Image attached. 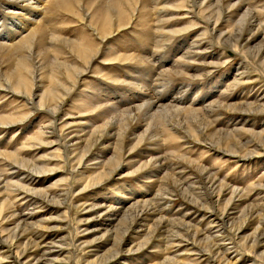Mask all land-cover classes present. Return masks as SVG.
Segmentation results:
<instances>
[{
    "label": "bare ground",
    "instance_id": "1",
    "mask_svg": "<svg viewBox=\"0 0 264 264\" xmlns=\"http://www.w3.org/2000/svg\"><path fill=\"white\" fill-rule=\"evenodd\" d=\"M74 1L77 4L73 5L70 0H0V7L11 18L7 22H4L6 19L0 18V95L5 97L10 93V97L22 99L29 104L32 111H44L49 119H46L44 126L41 124L37 132L31 135L30 141L23 142V146L20 145V149L0 151V262L69 264L74 255L69 249L70 246L76 253L79 251L81 255H89L91 250L86 251V244L80 240L78 226H74L75 232L70 246L64 241L66 235H60L57 232L69 226V223L61 224L67 220V216L62 215L60 207L68 200V197L72 200L76 196L73 191L75 184L83 177L90 178L92 188L105 184L106 178L101 175L103 172L85 170L87 168L85 164L92 162L95 166L111 165L112 170L107 175L109 179L121 162L120 157H116L119 155L116 152L119 150L122 153L124 150L129 155L142 142H146L147 149L138 153L136 160L140 161L143 156L147 159L133 171H144L147 173L144 177L158 183L159 189L154 194L160 197L159 200L162 199L160 195L163 193L169 196L180 195L179 197L194 205L196 207L194 209L200 210L201 216L209 219L202 228L200 225L197 226L198 224L194 225L189 221L190 219L186 220L182 214L176 218H167V215L165 217L160 210H157L158 207L153 206L154 194L148 199L143 198L145 194L140 196L141 199L125 195L127 202L125 199L124 201L120 199V204L117 206L116 203L106 204L87 199L74 200L69 207L75 206V209L81 210V213L101 208L104 212H111L112 218H115L119 210L127 204L114 229L115 235L120 237L115 238L111 252L101 259L92 258L90 261L84 259L83 264H120L119 261L121 262L122 259L118 257L122 255V244L129 245L127 252L124 253L127 256L142 252L145 248H152L148 246L158 247L157 249L161 251L163 250L160 247L161 242L168 244V247H165L166 250L171 246L176 253H172V257L167 256L162 261L151 260L148 261L149 263L140 264H195L190 260L192 257L198 258L199 262L202 260L201 264H236L238 257L243 253L248 254L251 261L256 259L264 262V201L248 202L241 190L228 188L222 183L223 181H218L207 167L201 166L198 162L199 157L191 159L186 158L184 153H179L182 152L181 147L185 146L179 141L183 142L186 132V135L194 138L195 142L207 145L211 150L233 154L232 156L241 159L262 155L264 128L255 131L253 127L251 129L246 127L245 122L250 114L264 113V97L258 101L243 103L239 94L227 93L243 80L244 71L240 70L241 66L236 67L235 73L232 74V81L228 86L230 88L219 92L217 98L213 100L211 97L215 91L207 90L204 94L201 93L204 96L199 102L194 103L195 99L199 98V86H201L199 84H195L194 87L192 83L171 86L175 75L189 74L188 71H191L192 73L200 72L198 76L202 75V78L211 73L210 65L218 62L206 61L205 58L211 59L217 56L221 60L219 55L211 51V45L205 39L208 35L212 38L210 40L213 44H223L233 52L243 54L245 61L258 62L261 65L260 70L264 72V23H262L264 20L258 21L256 18L258 12L264 10V0L230 1L232 2L230 7L233 8L226 20L227 29L219 30L216 28L221 24L220 13L224 0H180L177 8L180 11L185 9L186 12L181 11L182 13L178 14H183L184 19H187L186 14H191L192 18L181 29L160 27L157 17L164 11V8L159 6L164 0H144L143 3L134 6L135 0H125L124 3V0ZM55 5L67 11L69 16L78 20L84 28L89 30L92 36L89 34L88 41L83 38L70 41L44 31L48 24L44 17L53 11ZM111 12L115 14L111 15ZM135 22L144 23L140 28L144 37L151 41L152 47L148 50L152 49L153 53L145 50L137 56L123 52L124 48L121 50L120 46L113 48L117 38L112 42V36L128 26L132 27V32H135L132 26ZM199 23L202 27L199 28V33L194 34L195 38L192 40L181 38L178 41L174 48V53L177 54L175 59L169 60V63L161 60L163 54L161 56L157 54L161 49L163 51L171 41L173 42L177 34L195 29ZM144 37L142 39L145 41ZM258 37L259 44L252 45L251 42ZM97 39L98 43L105 41L106 46L109 44L107 52L119 53H105L101 62H98L100 46L95 42ZM203 41L206 44L202 47ZM26 44L28 45L25 46ZM64 47H69V51L62 50ZM179 47H182L184 51L178 54L176 51ZM7 54H10L11 64L5 59ZM199 54L201 58L196 60ZM129 60H135L138 65L134 70L125 65L128 73L131 74L129 77L124 75L121 78L116 72L112 74L113 63ZM197 61L201 63V66L196 64ZM224 62L221 63L224 64ZM99 63L109 64V66L105 68L107 72L102 70L103 74L99 78L102 77L101 79L104 80H100L101 83L96 87L98 91L95 93V86L93 87V84L85 78L88 71L96 72L94 68ZM133 73L136 75L133 76ZM96 77L95 79H98ZM132 77L140 79L135 81L137 79ZM228 79L227 74H222L219 79L212 81V88H217L222 82H228ZM109 81L119 82L124 89L123 93L126 94L128 91L127 95L118 93V89L115 90L111 86L109 87L112 89H108ZM79 84L82 89L94 91L84 93L78 89V93L73 94ZM91 84L92 87H90ZM150 84H153L152 88ZM33 86L35 87L32 88ZM169 86L172 87V92H165L166 89L171 88ZM194 89L197 91L193 92ZM71 95L73 97L70 105L78 112L88 114L74 117L73 114H76V111L65 108L56 120L55 116L59 114L63 101ZM231 95H233L232 98H230ZM215 108L231 112L232 115L226 118L224 123L225 128L221 126L215 130L212 129L214 127L212 125L222 115L220 112L216 113ZM18 113L9 112L0 115V127H11L15 121L23 119L24 117L20 118L21 115L17 116ZM216 114L218 116H215ZM67 115L69 119L65 120ZM85 116L93 120L87 129L84 128L87 122ZM229 122L230 125H228ZM70 125H74L76 129L71 130ZM56 130L57 135L54 132ZM247 134L249 137H246ZM242 137H245V141H242ZM105 139L112 143L110 146L112 153L108 159L102 154L95 156L96 152L102 153L107 149L109 143L101 149ZM127 141L130 144L133 143L132 146L124 145ZM166 143L174 145H169L170 147L167 148L170 152L167 149L163 150V144ZM35 145H55L52 151H58L59 156H53L58 157L61 166H69V174L57 181L59 187H48L51 184L36 185L41 183V177L45 171L49 170L47 164L52 160L39 157L28 158L22 155L21 152L26 150L23 149L25 146L31 148ZM249 145L250 149L246 150ZM108 151L109 149L106 153ZM61 153H63V159ZM180 159L192 164L190 169L197 173L194 180L188 181V176L193 173L191 170L186 177L176 176L179 173L184 174L186 169ZM108 160L115 162L110 164ZM52 172L54 169L49 171V173ZM252 184L255 186L254 182ZM112 185H115V182ZM18 199L28 200L33 205L32 209L24 213H16L10 203ZM43 208L50 209L49 216L31 223L30 219L35 212ZM53 213L57 214L51 215ZM173 213L172 216L170 213L171 217ZM101 214L102 211L98 213V215ZM82 216L83 214L80 215ZM81 222L82 219H78V223ZM206 224H213V227ZM142 226H146L145 229L138 228ZM248 226L251 227L250 233L243 235L241 232ZM133 230L143 232L145 237L138 240V236H134L135 238L131 239L130 231ZM138 260L143 258L140 257ZM122 261L126 262V260Z\"/></svg>",
    "mask_w": 264,
    "mask_h": 264
},
{
    "label": "rangeland",
    "instance_id": "2",
    "mask_svg": "<svg viewBox=\"0 0 264 264\" xmlns=\"http://www.w3.org/2000/svg\"><path fill=\"white\" fill-rule=\"evenodd\" d=\"M70 1L73 5L77 4V2H75L74 0H70ZM143 1L144 0H135L133 2V6L136 4H139V3H143ZM179 1L180 0H164L163 2H161L159 4V6L161 5L164 8V11L162 13H160L157 17V20L160 22V27H164L165 29H172V28L181 29L184 26H186L188 21H191V19H192L190 16L191 14H186L185 17H187V19L183 18V14H178V13L186 12L185 9L181 10L182 11L181 12L177 8V6L180 5ZM230 1H232V0H224L223 1V6L221 7V13H220L221 24L219 26H217V28H216L217 30L224 29V28L227 29L228 23L226 20L228 19V15L230 14V12L233 8V7H230V4L232 3ZM124 2H125V0L123 1V3ZM253 4H255V3H253ZM53 8H54L53 11L44 17L45 21H48V24L44 29V31H47L46 32L47 34H49V32H51V33H54L55 35H58L60 38L61 37L67 38L70 41L79 40L81 38L87 39V41H88V39L90 38L89 37L90 32L88 29H86L82 26L83 24H80V22L78 20L76 21L71 16H69L68 15L69 13L67 11L59 9L60 6L55 5V6H53ZM3 14H5V15H3ZM110 14L114 15L115 12H111ZM193 14L195 15V18H196L195 12ZM0 18H2L4 20L6 19L4 22H7L11 19L10 16L7 13H5L1 7H0ZM256 18L258 21L259 20L261 21V19L264 20V10L259 11ZM262 23H264V22H262ZM143 24L144 23H142V22L133 23L132 26L135 28V32H132L131 31L132 27L128 26V27L122 28L120 31H118V33L114 34L113 36H115V37L112 36L113 39L111 38L112 42L116 38H117L118 42L116 40L115 42L117 44L113 43V46H114L113 48L120 46V48H122L121 50H123V48H124L123 52L133 53L134 55L135 54L137 55V54L141 53L142 51L150 49L149 47H152V45L150 44L151 41L149 42V40L146 38V36L144 37V34L140 28V27H142ZM201 27H202V24L199 23L197 28L192 29L191 31H189L187 33L182 32V33L177 34L178 36L175 34L176 35V37L174 35L175 40L173 42L171 41L168 44V46H166L163 49V51L161 49L157 53L160 56L163 54L161 60L169 63V60L175 59L177 54L174 53V51H175L174 48L176 47L178 41L181 40V38H187V39L189 38L192 40L193 38H195L194 34H197L200 32L199 28H201ZM121 35H123V36H121ZM180 35H182V36H180ZM90 36H92V35L90 34ZM143 37L146 38L145 41L142 39ZM207 37L205 39L211 45V51L214 52V54L219 55L221 60H219L217 58V56H214L211 59L204 57L205 58L204 60H206V61L212 60L214 62H218V63H214V64L210 65V68L212 70L211 73L207 74L206 76H203L202 78H201L202 75L198 76V74L200 72L192 73L191 71H188L189 74H193V75H189V74L175 75L174 80H173L174 82L171 83V86L175 87V86L180 85L181 83L184 85L187 83H192L193 84L192 86L194 87L195 84L196 85L199 84V85H201V86H199V93H200L198 95L199 98L195 99L196 102L194 101V103H198L200 98L204 96L203 94L207 90L208 91H212V90L215 91V93L213 94V97H211V99L213 100V99L217 98L219 92L230 88L228 86H229V83L232 81L231 80L232 76H233L232 74L235 73L236 67L241 66L240 70L244 71L243 72L244 74L242 75V79L243 80L245 79V81L242 80L241 83L236 86V88H233L232 90H230V92H227V93H234L235 95L239 94L238 96L242 97L243 103L258 101V99L263 98L264 97V72H263V70H260L261 65H259L258 62H254L251 60V63L253 64L252 65L250 62L245 61L243 54L238 53V52L235 53L229 47L223 46V44L222 45H217L215 43L213 44V42L211 41L212 38H210V36L208 38ZM122 39H124V40H122ZM98 41H99L98 39L95 40V42H97V43H98ZM204 41L202 43V47L206 44V42H204ZM259 42H260V38L258 37L255 40H253L251 43H252V45L256 46L259 44ZM98 44L100 46V48L98 49L99 50L98 59H97L98 62H101L102 56L105 53H111V54L119 53V52H114L112 50H111L112 52H110V51L107 52V46L109 44H107V46H106L105 41L102 43H98ZM27 45L28 44H26L25 46H27ZM64 45H66V44H64ZM125 48L128 50H126ZM69 49H70L69 47L62 48V50H64L65 52L69 51ZM148 51L153 53L152 49L148 50ZM182 51H184V49H182V47H179L176 52H178V54H179ZM200 58H201L200 54L196 56V60H200ZM5 59L10 61V62L7 61L9 64L12 63L10 54H7ZM248 60H250V59L248 58ZM222 61L223 62L225 61L224 64L221 63ZM239 62H241V63H239ZM196 64H199L201 66V63L200 62L198 63V61L196 62ZM217 64H219V65H217ZM113 65H114V67H113L114 71H111V72H113L112 74H115L114 72H116V74L120 75L121 78H123L124 75H126V77H129L131 75L128 73V70L126 69L125 65H127L130 68L132 67L131 69H133V70L136 68V66H138L137 63L135 62V60H129L127 62H124V61L118 62L117 61V63L115 62V63H113ZM108 66H109V64L102 65L101 63H99L94 68L96 70L95 73H93V72L91 73L88 71V74H87V77L85 78V80L91 82L93 84V87L95 86L94 87L95 93L98 91V89L96 87L99 86V84L101 83L100 80L101 81L104 80V79H101L102 77L99 78V76L101 74H103L102 70L106 71L105 68ZM3 67H5V66H3ZM201 73H203V72H201ZM222 74H227V78H229L228 82H225V83L222 82L221 85L219 84L217 86V88H212V81L214 82L217 79H219V77ZM135 75L136 74L133 73V76H135ZM186 75H188V76H186ZM12 76H14V74ZM82 76H84V75H82ZM96 76H98V77H96ZM190 76H192V77H190ZM95 77L98 79H95ZM247 77H249V78H247ZM132 78L133 79L136 78L137 80H135V81H138L140 79L139 77H132ZM98 80H99V82H98ZM44 81H46V80H44ZM108 83H109V85H107L108 89H112V88L115 90L118 89V93H122V95L123 94L127 95L128 91H126L127 92L126 94L123 93L124 89L121 88V86L119 85L120 84L119 82L109 81ZM81 84H79V87H77L75 89L73 94L78 93V89H79V91L80 90L84 91V93H86V92L91 93L94 91V90L92 91V89H88V90L85 88L82 89ZM92 84L90 87H92ZM109 86H111L112 88ZM171 86H169V87H171ZM34 87L35 86H33L32 88H34ZM122 87L125 88L124 85H122ZM152 87H153V84H150V88H152ZM100 90H102V88H100ZM196 91H197L196 89L193 90V92H196ZM165 92H168V93L172 92V87L166 89ZM201 93H203V94H201ZM9 94H7V96H5V97L0 95V115H3V113L8 114L9 112L10 113L11 112H15V113L19 112L17 116L21 115L20 118H23V117L24 118L19 120V121H15L14 125H12L11 127H8V128H1L0 127V151L5 150V152L8 150L9 151L10 150L15 151V150H17V148L20 149V147L23 146V142L30 141L32 139L31 135L35 134L37 132V129H39V127L42 126L41 124H43V126H44V124L46 123L45 120L48 118V117H46L44 111L34 112L31 110L32 107H30V105L27 104L25 101H23L22 99L17 100L14 97H10ZM115 96L119 97V95H116V94H115ZM185 96H186V94H185ZM72 97L73 96L71 95L70 98L63 101L59 114H57V116H55V118L57 117L56 120L60 117V115H61L60 113L64 112L65 108L68 110L70 109L69 111H76V114H73L74 117H76L78 115L88 114L85 112H78L77 109L73 108L72 105H70V104H72V100H71ZM232 97H233V95L230 96V98H232ZM243 100H245V101H243ZM22 106H23V108H22ZM67 107H69V108H67ZM215 109H217L216 113L220 112V113H222V115L219 116L220 118L212 125V127L214 126L212 129L215 130V128L218 129V127L221 128V126H222V128H225L224 123L226 122V118H228L229 116L232 115L231 112H229V111L227 112L226 110L221 109V108H215ZM29 114H31V115L29 116ZM215 116H218V115L216 114ZM65 118H66L65 120L69 119V115H67ZM85 118H87V120H86L87 122H86V126L84 128L87 129V127L89 126V124L93 120L91 119V117H88V116H85ZM257 119H258V121H257ZM47 120H49V119H47ZM199 122H198V124H200ZM71 124H75V123H71ZM245 124L244 125L246 127H250V129L253 127V129L255 131H258V130L260 131L261 129L264 128V113L254 114V115L250 114L247 117V121L245 122ZM228 125H230V122L228 123ZM70 126H71V130L76 129V127L74 125H70ZM54 132H55V135H57V130ZM79 133H81V132H79ZM186 134L187 133L185 132L186 138L183 139V142L179 141V143L181 145H183V144L185 145V146L181 147L182 152H179L180 154L184 153L186 155V158H191V159H194V157H199L198 162L201 166L207 167V169L211 171L210 173L218 181H221V182L223 181L222 183H224L225 186H227L228 188H234V189L241 190L242 194L248 199V200L246 199L248 202H250V201H253V202L264 201V187H262V184H264V180H263L264 179V152L262 153V155H254V156H251V157L246 158V159H241L237 156H232L233 154L232 155H230L228 153L225 154V152L216 151L213 148H212L213 150H211V148L209 146L203 145V144L201 145L200 143L195 142L194 138L189 137ZM248 135L249 134H247L246 137ZM244 138L245 137H242V139H243L242 141H245ZM185 141L188 143L185 144L184 143ZM107 143H109L107 146V149L104 150L102 153L96 152L95 156H100L102 154V156H105V158L108 159V157L112 153V150H110V149H112V148H110V146L112 145L110 140H107V139L103 140V146L101 145V149H104L105 146L107 145ZM132 144L133 143H131V144L128 143V141L124 143V145H126L127 147L132 146ZM166 144H163V148H164L163 150L164 151L168 147H170L171 145L174 146L173 144H171V145L167 144L168 146ZM55 147H56L55 145H52V146L51 145H44V146L35 145L34 147H31V148H29V146H25L23 149H26L27 151L23 150V152H21L22 155H24L28 158L29 157L30 158L39 157L41 159L42 158H49L52 160V161L48 162L47 168H49V170L45 171V174L41 177V183H37L36 184L37 186H45V185L51 184L48 187H50V186L59 187V185L57 184V181L69 174V169H70L69 166H67V165L61 166L59 164L58 157L53 156V155L59 156L58 151H56V152L52 151ZM248 147L246 150L250 149V145ZM108 149H109V151H108V153H106V151ZM146 149H147L146 142H142L136 148V150L134 152L130 153L129 155H127V152L124 150L122 153H121V151L118 150L116 153H118L119 155H116V157H120L121 162L118 166H116L117 167L116 172L112 173L111 177L109 179H107V175L112 170L111 165H109V164L104 165L103 164L104 166L103 165L95 166V165H93L92 162H88V164H85L87 167L85 170L97 171L98 173H99V171L103 172V174H101V175H103L106 178V182H105V184H102V186L92 188L91 187L92 181L90 180V178L89 177H83L77 184H75V188L73 191L76 194V196L72 200L70 197H68V200H66L65 203H63V205H61V207H60V212L62 213V215L64 217L67 216L66 217L67 220L65 222H61V224L64 225L65 223H69V226H65L63 229L57 230V232L60 235H66L64 241H66L67 244H69V246H70V243H71L70 241L72 240V235L75 232V227L78 226V230H79L78 236L80 237V240L82 241V243L86 244V248H85L86 251L91 250L89 255H81V253L79 251H77V253L74 250L72 251V247L70 246L69 249L71 252H73L74 255H72L69 264H73V263L74 264H83L84 259H86L87 261H90V260H92V258L101 259V258L107 257V255L111 252V249L113 248V242H114L115 238L120 237V235L119 236L115 235L114 229L116 228L118 221L120 220L121 216L123 215V210L127 206V204H125V206L119 210V212L115 216V218H112L111 212H104V210H102L101 208L95 209L94 211L81 213V210L77 211L75 209V206L71 205L69 207V204L74 202V200H77V199H81V200L87 199L88 201H94V202L99 201L101 203H106V204L116 203V206H117L120 204L119 203L120 199L122 201H124L123 199H125L126 196L128 197L131 195L132 198L136 197L135 199H139V198L141 199L140 196L142 194H145L143 196V198L148 199L150 196H152L159 189L158 183L154 182L150 178L144 177V175L147 174L144 171H139V172L133 171L134 169L141 166V162H143L145 159H147L145 156H143V158H141L140 161L136 160V158H137L136 155L140 152L146 151ZM61 152H62V150H61ZM22 155H20V156H22ZM62 155H63V153H61V157L63 159ZM24 156H22V157H24ZM180 160H181L182 164L186 167V169H184V171H185L184 174L179 173L176 176L183 178V177H186V175H188V173L190 174V172L192 171V169H190L192 164L190 162L184 160V159H180ZM113 162H115V161H109L110 164H112ZM178 166H180L179 163H178ZM181 167H183V166H181ZM52 169H54V172L49 173V171ZM130 171H132V172H130ZM85 172H87V171H85ZM192 172L193 173L188 176V181L189 180L192 181L195 179L194 176H195L196 172L195 171H192ZM196 175H197V173H196ZM258 179H259V181H262V180L263 181L259 182ZM113 182H115V185H112ZM253 182L255 183V186L252 184ZM166 185H168V184H166ZM258 185H260V187ZM168 186H170V183ZM249 186H251V187L249 188ZM241 188L244 190H242ZM252 189H253V191H251ZM80 190H82L81 193H80ZM248 191H250V192H248ZM137 196H139V197H137ZM160 196L162 197L161 200L158 199L160 197H158L154 194L155 200L154 199L152 200L153 206H155L156 208L158 207L157 210L158 211L160 210L161 214L163 216L166 217V215H167L168 216L167 218H176L182 214L186 220L190 219L189 221H191L194 225L198 224L197 226L200 225V227H202V228L204 227L203 225L209 219V218L206 219V217L204 218L203 216H201L202 212L198 209H194L196 207H194V205L189 203L187 200H184V198L179 197L180 195L169 196V195H164V193H163ZM167 196H169V197H167ZM225 197H227V196H225ZM26 201L28 202V200H25V199H18L16 201H13L12 203H10V206H11V208H13L16 211V213H24V212H27L29 209H32L31 207H33V205H31L30 202L27 203ZM125 201H126V199H125ZM154 201H156L158 203H156ZM159 201H161V203ZM88 203H90V202H88ZM154 203H155V205H154ZM12 204H13V206H12ZM192 206H193V208H192ZM163 207H165V208H163ZM160 208H162V210L163 209H165V210L162 211ZM101 211H102V214L98 215V213H100ZM64 212H65V214H64ZM178 212H180V214ZM186 212H187V214H185ZM49 213H50V209H48V208H43V209L37 210L35 212V215L30 219V222L36 223L42 217L49 216ZM57 213H53L51 215H56ZM170 213H171V216L173 213V217L170 216ZM81 214H83L82 217H80ZM197 218H199V219H197ZM78 219H82V222L78 223ZM207 225L208 224H206V226ZM208 226L213 227V224H209ZM145 227L146 226H142V227H138V228L145 229ZM105 231H108V232L106 233ZM250 231H251V227L248 226V228L243 229V231L241 233H243V235H246V234L250 233ZM130 236H131V239H134L135 238L134 236H138V240H141L145 237L143 232L135 231V230L130 231ZM160 245H161L160 247L165 252L163 250L159 251L157 249L158 247L154 248L153 246H148V247H152V248H148V249L145 248L142 250V252H139L137 254L131 253V254H128L127 256H125L124 253L127 252V248L129 247V245L122 244V246H121L122 255L118 258H120L122 260H126V262L121 260V262L119 261V263L120 264H140V263H149L148 261H151V260H153V262L158 261V260L162 261L165 259V257H167V256L172 257V255H173L172 253H176L175 250H173L174 248H172L171 246H170L171 248L169 247L168 250H166L165 247L168 244H166V243L163 244L161 242ZM153 253H154V255H153ZM140 257L143 258V260H138V259H140ZM190 260L194 261L195 264H201V262H202V260L199 262V259L195 258V257H192ZM250 261H251L250 256L246 253H243V254H241V256L238 257L236 264H248ZM5 263L0 262V264H5ZM251 264H264V262H262V260H256V259L253 260L252 259Z\"/></svg>",
    "mask_w": 264,
    "mask_h": 264
}]
</instances>
